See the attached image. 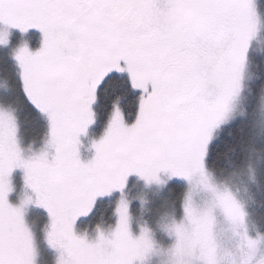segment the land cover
I'll use <instances>...</instances> for the list:
<instances>
[{"label":"snow or ice","instance_id":"1","mask_svg":"<svg viewBox=\"0 0 264 264\" xmlns=\"http://www.w3.org/2000/svg\"><path fill=\"white\" fill-rule=\"evenodd\" d=\"M245 0H0V46L12 29L42 33L35 52L17 49L21 92L47 115L50 154L26 156L11 116L0 114V264H35L34 238L25 210L35 204L50 217L48 242L59 264H133L124 241L131 235L121 201L111 240L90 242L75 224L99 197L123 192L129 178L160 171L181 175L205 148L237 84L246 56ZM128 73L141 96L134 123L118 102L108 127L81 159V136L95 123L98 90L112 72ZM21 169L31 194L9 197Z\"/></svg>","mask_w":264,"mask_h":264},{"label":"rangeland","instance_id":"2","mask_svg":"<svg viewBox=\"0 0 264 264\" xmlns=\"http://www.w3.org/2000/svg\"><path fill=\"white\" fill-rule=\"evenodd\" d=\"M245 4L246 56L237 68L236 88L225 101L222 115L212 128L210 139L216 133L217 127L248 114L247 108L255 99L253 97L252 101L251 86L258 81L253 80L251 75L248 76L246 66L249 58V43L259 30L261 16L257 10V0H245ZM31 30L39 35V46H33ZM31 30L22 33L12 29L9 43L0 46L7 49L16 62L15 73L20 78L21 71L15 59L17 49L27 45L35 52L42 46V33L36 29ZM15 40H18L17 44H14ZM114 73L126 75L130 80L126 72L114 71L109 75ZM133 89L139 93L140 104L144 93L140 89ZM261 93L251 116L255 119L259 136H264V86L261 87ZM12 94L14 91L8 89L5 81L0 79V114L13 118L17 126V139L24 154L32 156L44 150H48L51 154L53 150L49 148L50 122L47 115L38 110L42 123L39 120L40 126L36 132H33L22 125L12 107L10 102ZM96 105L97 102L93 105L95 113ZM112 112L101 132L96 133L95 130L96 114L95 123L89 127L86 135L81 136L80 155L83 161L87 162L94 157L93 142L104 135ZM136 118L132 122H128L125 118L124 120L131 125ZM206 149L204 155L197 162L189 163L181 175H173L171 171H160L155 178L145 179L133 174L123 192L113 191L110 195L99 197L91 211V214L95 213V206L110 200L108 202L113 205L111 221L107 222L105 219L107 217L103 216L98 223H94V217L91 215L82 216L80 217L82 219L79 218L75 224L77 235L94 242L102 233L106 240H111L119 220L117 208L123 200L128 205V226L132 237L136 240L141 236L144 237V242L135 247L127 240L124 241V254L131 256L133 264H264V233L259 230L251 217L240 190L233 183L219 178L207 168ZM247 166L246 170L248 173L251 172L252 176L246 183L252 184L254 189L258 187L260 163L253 169L251 160ZM20 171L24 180V172ZM172 182L181 185L180 193H175V198L167 192V187ZM30 194L31 190L26 187L24 181V186L20 189L13 187L9 199L13 204H19ZM32 207L33 205H30L26 208L25 220L33 233L35 264H59L61 251L48 242L50 217L42 211L32 210Z\"/></svg>","mask_w":264,"mask_h":264},{"label":"trees","instance_id":"3","mask_svg":"<svg viewBox=\"0 0 264 264\" xmlns=\"http://www.w3.org/2000/svg\"><path fill=\"white\" fill-rule=\"evenodd\" d=\"M257 10L261 16V24L257 34L249 43V58L246 66L248 76L251 75L253 80L258 81L251 86L252 101L253 97L255 98L252 102L254 106L252 107L251 104L246 107L248 114H244L243 117L217 127V134L215 133L210 139L217 142L216 147L206 149L205 162L210 171L219 178L230 181L240 190L251 217L259 230L264 233V136H259L255 119L251 116L256 107L255 103L262 94L261 87L264 86V0H257ZM38 36L35 31H30L34 47L39 46ZM17 43L18 40H15L14 44ZM15 71L17 72L16 62L7 49L0 47V79L5 81L8 89L14 91V94L10 95L11 105L22 125L36 132L41 121L39 111L24 99L21 92V78ZM114 102L119 103L123 116L128 122L136 118L139 93L133 89L126 75L117 73L109 75L98 90L96 133L101 132L109 121ZM253 154L255 155L251 158ZM251 160L253 169L260 163L258 187L254 189L252 184L246 183L252 176L251 172L248 173L246 170ZM180 189L179 183L172 182L168 185L167 192L175 198V193H180ZM112 206L108 200L96 206L93 222L98 223L103 216L107 217L105 218L107 222H110Z\"/></svg>","mask_w":264,"mask_h":264},{"label":"flooded vegetation","instance_id":"4","mask_svg":"<svg viewBox=\"0 0 264 264\" xmlns=\"http://www.w3.org/2000/svg\"><path fill=\"white\" fill-rule=\"evenodd\" d=\"M21 169H17L14 173H13V175H12V185H13V187L16 189H20L21 187H23L24 186V180L22 179V175H21V171H20ZM113 200V199H112ZM108 201H110V200H108ZM96 207V206H95ZM32 210H38V212L39 211H42V212H44V213H46L47 215H49L48 213H47V211L45 210V209H43V208H41V207H38V206H36V205H34L33 204V207H32ZM94 211H95V209H94ZM92 216V217H94V212H93V214H91V212H90V214L89 215H87V216H85V217H88V216ZM80 219H82V218H80Z\"/></svg>","mask_w":264,"mask_h":264}]
</instances>
